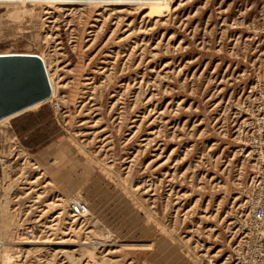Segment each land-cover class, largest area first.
<instances>
[{
  "label": "rangeland",
  "instance_id": "rangeland-1",
  "mask_svg": "<svg viewBox=\"0 0 264 264\" xmlns=\"http://www.w3.org/2000/svg\"><path fill=\"white\" fill-rule=\"evenodd\" d=\"M0 52L56 87L0 123V264H234L264 183V0H0Z\"/></svg>",
  "mask_w": 264,
  "mask_h": 264
},
{
  "label": "water",
  "instance_id": "water-1",
  "mask_svg": "<svg viewBox=\"0 0 264 264\" xmlns=\"http://www.w3.org/2000/svg\"><path fill=\"white\" fill-rule=\"evenodd\" d=\"M42 58L33 53L0 54V117L49 96Z\"/></svg>",
  "mask_w": 264,
  "mask_h": 264
},
{
  "label": "built area",
  "instance_id": "built-area-1",
  "mask_svg": "<svg viewBox=\"0 0 264 264\" xmlns=\"http://www.w3.org/2000/svg\"><path fill=\"white\" fill-rule=\"evenodd\" d=\"M257 188L259 195L247 199L251 213L245 223L241 242L234 250V264H264V183ZM74 198L75 195L65 198L70 209L78 215H90L88 202L80 199L74 204ZM29 231L33 234L32 230Z\"/></svg>",
  "mask_w": 264,
  "mask_h": 264
},
{
  "label": "bare ground",
  "instance_id": "bare-ground-1",
  "mask_svg": "<svg viewBox=\"0 0 264 264\" xmlns=\"http://www.w3.org/2000/svg\"><path fill=\"white\" fill-rule=\"evenodd\" d=\"M25 2V1H24ZM13 53H15V52H7V53H5V52H0V54H13ZM18 53V52H17ZM19 53H21V52H19ZM34 54V53H33ZM41 58H42V60H43V63H44V66H45V69H46V72H47V75H48V78H49V82H50V85H51V93H50V95L49 96H47V97H45V98H43V99H40V100H38V101H36V102H33V103H31V104H29V105H27V106H25V107H23V108H21V109H19V110H17V111H14V112H12V113H9V114H7V115H4V116H2V117H0V123H2V122H4V121H6L7 119H10L11 117H13V116H15V115H17V114H20V113H22V112H24V111H27V110H29V109H32V108H34V107H37L38 105H40L41 103H43V102H45V101H47V100H51L52 98H53V96H54V92L56 91V87H55V84L53 83V81H52V78H51V75H50V73H49V69H48V66H47V63H46V61H45V59L42 57V56H40ZM263 123V122H262ZM258 176H260V175H258ZM70 197V196H69ZM68 198V197H67ZM75 200H74V204L78 201V200H80L79 198H77L76 196H75V198H74ZM66 202H67V200H66ZM32 206H34V205H30V207H32ZM68 207H69V204H68ZM70 208V207H69ZM89 211H90V208H89ZM68 212H72V215L74 216V217H76V218H84L86 215H78V213L77 212H74V210L71 208V209H68ZM91 213V212H90ZM86 217H88V215L86 216ZM24 239L22 240V243L23 244H35V243H38V242H40V241H42V240H44V239H40V238H33V237H29V236H24L23 237ZM4 253H2V255H1V257H2V259H3V264H6V262L7 261H12L13 260V256H12V253H10L9 251H7V250H4L3 251ZM15 258L16 257H14V260H15Z\"/></svg>",
  "mask_w": 264,
  "mask_h": 264
}]
</instances>
